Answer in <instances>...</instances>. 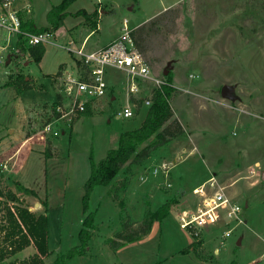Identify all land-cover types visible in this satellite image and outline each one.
I'll return each mask as SVG.
<instances>
[{
  "label": "rangeland",
  "instance_id": "1",
  "mask_svg": "<svg viewBox=\"0 0 264 264\" xmlns=\"http://www.w3.org/2000/svg\"><path fill=\"white\" fill-rule=\"evenodd\" d=\"M27 1L31 7L28 16L40 27L46 24L48 11L62 0ZM79 10L92 11V23L86 24L89 28L98 22L88 45L117 37L124 19L134 27L137 49L152 74L166 80V74L171 73L172 117L165 125L173 127L171 121L176 122L183 134L152 150L141 163L125 164L110 186L93 190L89 210L95 213L96 229L87 242L88 251L65 264H264L260 259L264 251V0H100L99 5L96 0H73L67 8L74 13ZM72 21L77 20L67 19L65 24H76ZM70 43L78 46L63 26L46 44L38 67L15 53L16 37L0 29V46L6 44L5 50H0V136L6 134L8 124L16 134L22 115L30 117L26 129L32 135L54 118L53 103L43 107L42 117L37 116L35 107L23 114L20 111L24 102L36 103L39 97L47 101L31 91L39 90L43 73L49 74L57 89L51 75L59 62L68 67L78 64L64 49ZM8 56L11 61L6 65ZM112 71L109 81L115 86L110 88L109 98L89 114L75 118L68 130L56 126L59 135L48 138L43 146L23 143L14 168L0 173V189L15 193L28 211L37 210L33 204L38 203L35 213L43 212L46 201L50 251L44 258L46 264L80 245L88 157L92 155L95 162L103 158L106 150L116 146L117 132L139 127L148 109L143 108V101L153 93L152 85L142 83L135 97H127L123 75ZM18 77L22 82L17 85ZM223 87L232 97L222 96ZM16 95L22 99H15ZM126 99L136 105L134 117L115 118L116 108ZM28 147L32 152L16 170ZM3 151L0 146V158ZM162 163L169 166L168 178L161 172L151 174V169ZM212 176L226 185L233 202L242 206L243 224L227 238H221L225 220L207 227L193 252L181 254L183 246L194 240L175 217L179 208L195 205L193 188ZM14 180L36 191L37 198L22 193ZM168 199L175 200L168 216L155 221L148 236L115 250L105 244L116 232L128 234L136 229L147 212ZM125 224L127 228H123ZM215 247H219L218 254L213 253Z\"/></svg>",
  "mask_w": 264,
  "mask_h": 264
},
{
  "label": "built area",
  "instance_id": "2",
  "mask_svg": "<svg viewBox=\"0 0 264 264\" xmlns=\"http://www.w3.org/2000/svg\"><path fill=\"white\" fill-rule=\"evenodd\" d=\"M97 5L100 0H96ZM101 8H97L98 15ZM31 13L29 3L19 7L17 0H0V29H3L9 37L20 36L27 46L46 45L51 42L53 33L43 32L38 34L28 33L21 30L20 14ZM133 27L124 19L121 24L120 34L105 47L87 51L85 45L79 47L64 48L72 54L78 64L74 67L62 66L54 75L57 81V100L53 103L54 118L46 123L36 134L24 139L25 144L43 146L46 140L59 135L56 126L62 128L71 126L75 118L85 113L88 106H97L109 96L110 86L106 80L107 70H115L124 75L126 95L135 97L139 93L142 83H149L153 90L168 85L167 81L155 77L140 51L135 47L132 38ZM6 44L0 46L3 51ZM15 53L19 50L15 47ZM151 105V95L143 101V108ZM136 105L126 102L116 108L114 117L126 120L134 117ZM24 144V145H25ZM23 145H20V149ZM0 158V173L11 171L17 162V154ZM15 157V160L12 159ZM8 164H10L8 166ZM169 166L162 163L151 169V174L157 176L160 172L164 178H168ZM169 187L170 185L167 184ZM227 186L221 184L215 177H210L197 187L193 188L192 194L197 197V202L191 207H181L176 215L179 227L185 230L191 238L198 242L207 227H212L222 220L224 229L221 238L229 237L233 231L243 224L242 206L233 202L226 191ZM222 242H220V246ZM214 254L219 253V247H215ZM264 261V251L260 255Z\"/></svg>",
  "mask_w": 264,
  "mask_h": 264
},
{
  "label": "trees",
  "instance_id": "3",
  "mask_svg": "<svg viewBox=\"0 0 264 264\" xmlns=\"http://www.w3.org/2000/svg\"><path fill=\"white\" fill-rule=\"evenodd\" d=\"M72 2L73 0H62L60 4L53 6L46 14V25L42 27H36L31 17L27 16L26 13H21V30L33 34L43 32L53 33L62 25L64 18L70 15L67 12V8ZM72 16H82L84 19H89L93 15L87 14L84 10H79L73 13ZM95 25L96 23H94V28ZM132 38L135 47H139L134 32H132ZM24 46L25 42L19 36L16 48L19 51H23ZM29 50L32 60L38 63L44 53L43 46L35 45ZM60 68L61 65L58 69ZM165 77L168 85L153 90L151 105L148 107L141 125L133 130L120 133L116 146L106 150L104 157L99 161L95 162L92 155L88 157L90 170L83 184L84 193L81 198L84 219L78 232L80 245L79 247L71 248L65 254L58 255L52 264H65L67 260L75 256H81L86 252L87 242L94 230L93 222L95 216V213L89 210V201L96 187L106 188L110 186L125 164L128 162L141 163L150 156L152 150L183 134L178 123L171 121L173 127L165 125L172 117L169 99L174 91V88L171 86V73H167ZM17 79L18 85L22 82V78L18 77ZM23 82L28 86L27 81L23 80ZM85 113L89 114V110L86 109ZM149 141H151L150 144L142 147ZM15 185L22 193L37 198L34 190L24 187L18 182ZM107 193L109 194L110 191ZM174 202V199H168L155 211L147 212L141 225L136 229H133L128 234L124 230L116 232L114 238L106 240V244L110 249L115 250L126 243L140 240L149 234L151 226L155 221L160 222L168 216L170 207ZM42 205L45 207L43 212H30L27 207L22 205L15 193L11 190L3 192L0 189V261L12 258L18 252L32 246L35 250L33 255L25 260H14L11 264H44V258L50 254V251L47 240L48 219L46 216V201ZM127 225H123V228H127ZM197 244L199 243L193 241L190 245L183 248L180 253L188 254L189 252H193ZM230 264L235 263L232 262Z\"/></svg>",
  "mask_w": 264,
  "mask_h": 264
},
{
  "label": "crops",
  "instance_id": "4",
  "mask_svg": "<svg viewBox=\"0 0 264 264\" xmlns=\"http://www.w3.org/2000/svg\"><path fill=\"white\" fill-rule=\"evenodd\" d=\"M18 1V5H19V7H21V6H23L25 3H27L28 1L27 0H17ZM162 10H164V8H162L160 11H158L157 13H155V14H153L151 17H153V16H155V15H157L159 12H161ZM68 13H70V15H68L67 17H65L64 18V20H63V23H62V25L57 29V30H55L54 32H53V35H55L56 34V32L59 30V29H61L63 26H65V30L66 31H68L69 32V34L71 35V41L74 43V44H77L78 46L77 47H79L81 44H84L85 45V49L86 50H88V51H94V50H98V49H101V48H103V47H105L108 43H110L113 39H115L116 37H112V38H110V39H108V40H106L105 42H103V43H101V44H97V43H90V45H88V43H89V40L91 39V37L92 36H90L92 33H93V29H95V30H97V28H98V22H96V26H95V28H89L88 26H86V24H88V23H92V17H90L89 19H84L82 16H77V17H74V16H72V14L74 13V12H70V11H67ZM87 12V11H86ZM92 12V11H91ZM91 12H87V14H90ZM28 16V15H27ZM151 17H149V18H151ZM74 18V19H73ZM102 18V15L100 16V17H98L97 18V20L96 21H98V19H101ZM148 18V19H149ZM67 19H69V20H77V21H72V22H74V23H76V24H71V25H66L65 24V22L67 21ZM46 25V24H45ZM45 25H42V26H45ZM42 26H40V27H42ZM78 26H81V28H77ZM38 27V26H37ZM134 28V27H133ZM72 35H74V36H72ZM43 46V45H42ZM32 46H27V45H25L24 46V50L23 51H19V53H17V54H19V56H21L22 58H23V60H25V61H32V56L30 55V48H31ZM43 48H44V53H43V55H42V57H41V59H40V61L38 62V63H36L37 65H38V67H41V65H42V63H43V59H44V56H45V53H46V45H44L43 46ZM11 61V60H10ZM59 66L61 65V67L64 65V63H62V62H59V64H58ZM58 66V67H59ZM57 71H58V69H57ZM56 71V72H57ZM55 72V73H56ZM55 73L54 74H52L51 76H54L55 75ZM107 75H106V80H107V83L109 84V86H110V88H112V87H114L115 85L112 83V82H110L109 81V79H110V77H111V75L113 74V71L112 70H107V73H106ZM122 74V73H121ZM123 75V74H122ZM43 76H44V81L43 82H40L39 83V85H40V88H39V90L37 91V90H31L32 92H36V94H39L40 96H45L44 98L45 99H47V101H45V100H43V98H40L39 97V101L38 102H32V103H30L29 104V102H24V106H23V108H22V110L20 111V112H22V114L25 112V111H28L29 109H31V107H35L36 109V111L38 110V113H37V116H40V117H42L43 115H41V113L40 112H42V110H43V107L44 106H49L50 104H52V103H54L56 100H57V97H58V95H57V90L55 89V85H54V83H53V81H52V78H48V76H49V74H47V73H43ZM123 79H124V75H123ZM27 81L28 80H30L29 78H27L26 79ZM36 83H38V82H36ZM49 94H50V96H49ZM18 97L20 98V99H22V97L19 95H16L14 98L16 99H18ZM108 97V96H107ZM106 97V98H107ZM109 98V97H108ZM104 100V99H103ZM102 100V101H103ZM19 102H20V100H18ZM101 105V103H99L97 106H100ZM96 106V107H97ZM95 106H88V110L90 111V109H92V108H94ZM119 107V106H118ZM33 111V110H32ZM36 116V113L34 114V116L33 117H35ZM30 119V117H25L24 115H22V118H21V124L19 125V127L18 128H20L18 131H17V133L15 134V128L13 129V126L11 125V124H8V126H5V129H6V134L5 135H2V136H0V146H1V148L2 149H4V153L3 154H5V155H8V156H10L11 154L13 155V154H15V152H17V150L18 149H20V145H22L23 143H24V139L26 138V137H28V136H30V135H32V134H28L29 132H27V126H26V124H27V119ZM33 119V118H32ZM31 119V120H32ZM142 123V122H141ZM140 123V124H141ZM71 126H69V127H65V128H63L62 130H68L69 128H70ZM118 134H120V133H122V130L121 131H119V132H117ZM23 139V140H22ZM19 141H21V143H19ZM7 144H13L12 146L11 145H9V147H7ZM21 149H22V147H21ZM30 152H32L31 151V149L28 147V149L25 151L24 150V155H22V159H20V166L16 169V170H18V169H20L24 164H25V162L27 161V158H28V156H29V154H30ZM2 154V155H3ZM19 156V155H18ZM18 156H16V157H18ZM13 172H15V171H13ZM10 176V175H9ZM11 178V177H10ZM15 182H18V181H16V180H14ZM18 183H20V182H18ZM21 184V183H20ZM21 185H23V184H21ZM24 186V185H23ZM24 187H27V188H29L28 186H24ZM30 189V188H29ZM33 190V189H32ZM36 192V191H35ZM37 194V193H36ZM35 204L36 203H34L33 204V206H35ZM32 205V204H31ZM36 207V206H35ZM39 207H40V204H39V206L38 207H36V208H38L37 210H39ZM34 208V207H33ZM35 208V209H36ZM31 209H29V211H30ZM37 210H35L34 211V209L33 210H31L30 212H36ZM175 219H176V217H175ZM153 227H154V225H153ZM95 229L96 228H94V230L92 231V234H94V232H95ZM223 231V230H222ZM150 234V233H149ZM148 234V235H149ZM148 235H146V236H148ZM48 236V235H47ZM93 236V235H92ZM104 242V241H103ZM193 242V241H192ZM195 242V241H194ZM191 243V242H190ZM190 243H189V245H190ZM105 244H106V242H105ZM186 246H183V248H185ZM182 248V249H183ZM90 249V248H89ZM86 251H88V250H86ZM35 253V250H34V248L32 249V246H29V247H27V248H25V249H23L22 251H20V252H18L17 254H15L12 258H9V259H6V260H3V261H0V264H11V262L12 261H14V260H18V261H20V260H25V259H27L28 257H30L31 255H33ZM189 254V253H188ZM171 256H172V254H171ZM78 257H80V256H78ZM54 261V260H53ZM44 262V264H46L45 263V261H43ZM53 262H51L50 264H52ZM112 264H114V263H112Z\"/></svg>",
  "mask_w": 264,
  "mask_h": 264
},
{
  "label": "water",
  "instance_id": "5",
  "mask_svg": "<svg viewBox=\"0 0 264 264\" xmlns=\"http://www.w3.org/2000/svg\"><path fill=\"white\" fill-rule=\"evenodd\" d=\"M9 62H10V57L8 56L7 59H6L5 64L8 65ZM221 94H222V96H224V97H232V96L230 95V94H231V93H230V90L227 89L226 87H223V88L221 89ZM35 206L38 207L39 204L36 203Z\"/></svg>",
  "mask_w": 264,
  "mask_h": 264
},
{
  "label": "bare ground",
  "instance_id": "6",
  "mask_svg": "<svg viewBox=\"0 0 264 264\" xmlns=\"http://www.w3.org/2000/svg\"><path fill=\"white\" fill-rule=\"evenodd\" d=\"M25 143V142H24Z\"/></svg>",
  "mask_w": 264,
  "mask_h": 264
}]
</instances>
